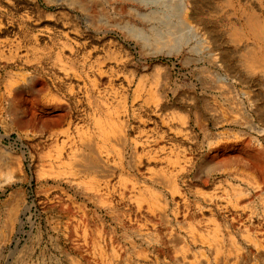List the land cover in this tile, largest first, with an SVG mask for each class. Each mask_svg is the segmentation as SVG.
I'll use <instances>...</instances> for the list:
<instances>
[{
	"label": "bare ground",
	"instance_id": "obj_1",
	"mask_svg": "<svg viewBox=\"0 0 264 264\" xmlns=\"http://www.w3.org/2000/svg\"><path fill=\"white\" fill-rule=\"evenodd\" d=\"M58 3L65 7L53 13L41 8L37 0H0L2 67L16 70L22 82L19 92L33 84L31 96L24 98L26 103L20 100L9 107L15 118L28 113L29 127L17 130L7 123V132L0 133V140L11 141L14 132L13 142L22 148L21 156L11 157L0 147V195L12 183L23 180L20 172L26 154L52 163L64 162V158L69 161L57 172L43 171L49 175L39 178L43 193L38 203L26 201L21 186L11 187L7 205L10 225H0V264H18L23 259L25 263L44 245L47 227L33 219L35 206L39 214L48 213L57 223L59 240L69 247L61 255L66 264H121L118 252L126 247L151 249L162 257L161 262L154 258L133 264H178L166 261L163 242L142 230L173 223L166 204L176 206L191 193L197 209L201 213L207 209L215 219L214 210L241 212L239 200L263 189L257 170L264 166L251 162L235 145L245 142L264 152V0ZM117 29L126 40L140 45L141 54L173 57L182 68H188L190 88H180L172 64L160 59L145 61L139 71L131 62V47L118 39ZM56 36L64 39L61 48L52 47L41 55L37 47L50 48ZM21 47L30 53L27 60L17 56ZM77 47L83 48L81 57L75 53ZM100 85L104 87L101 91ZM197 85L204 89L201 93ZM5 89L10 94V87ZM98 93L110 104L97 108L109 118L104 125L98 124L97 136L114 139L132 117L135 127H152L154 146L126 149L117 138L114 141L120 147L107 149L102 156L81 129L82 146L76 148L66 131L72 123L71 113L62 111L47 126L39 124L40 117L61 104L60 98L74 102L91 97L97 102ZM112 113L117 118L114 124ZM199 136L209 150L225 153L229 159L221 166L205 163L207 180L191 181L185 176L201 151L190 148L189 140L198 141ZM232 142L226 152L219 148L220 143ZM53 145L57 152L51 156L44 149ZM110 152L119 160L117 164L109 162ZM232 155L235 157L230 158ZM221 182L232 188L229 206L216 202L206 191ZM44 220L45 225L51 221ZM218 230L215 223L206 237L216 243L215 254L225 252L219 245ZM190 233L195 239V231ZM167 237L179 245L178 235ZM124 264L131 262L125 260ZM236 264H244L242 258Z\"/></svg>",
	"mask_w": 264,
	"mask_h": 264
},
{
	"label": "rangeland",
	"instance_id": "obj_2",
	"mask_svg": "<svg viewBox=\"0 0 264 264\" xmlns=\"http://www.w3.org/2000/svg\"><path fill=\"white\" fill-rule=\"evenodd\" d=\"M37 1L40 7L44 8L47 12L57 13L63 9L62 6L65 7L64 4L58 3L59 0H51L52 2L49 0ZM130 3L136 5L140 10L146 9L136 2ZM135 21L137 22L138 20L135 19ZM86 32H88V30H86ZM116 32L120 35V37L117 36L118 39L127 47H131L130 49L133 51L131 62L139 67V71L143 69L142 64L145 61L153 62L152 60L160 59L172 64L173 77L177 78V83L180 88H190L191 83L188 68H182L175 58L169 56L149 57L141 54L140 45L138 43L136 44L132 40H126L122 35L121 30L117 29ZM101 40L102 37L100 35L99 41ZM61 41H64V39L59 36L53 37V44L48 46L50 48L43 49L38 46L37 50L41 55L47 54L49 51L53 50L52 47L60 46L61 48ZM17 52V56L23 60H27L28 56H30V53L25 47H21ZM4 53L6 54L5 51ZM75 53L81 57L83 54V48L77 47ZM2 66L3 58L0 60V133L4 134L7 132L6 128H4L7 123L14 125L17 130L29 127L28 120L30 115L28 113H23L20 117L16 116L15 118L10 108L17 105L20 100L24 101V98L31 96L30 94L33 90V84L27 82L28 84L25 88H22L21 92H19L20 88L18 87L22 82L17 79V76L15 75L16 70L8 67L3 68ZM6 85L10 87V94L5 92ZM87 87V85L80 87V90ZM99 88L100 91L104 89L102 85H100ZM196 90L201 93L204 89L200 85H197ZM98 94L97 102L91 97L77 98L74 102L60 98L61 104L51 108L49 110L50 114L40 117L38 122L42 126H47L50 121L59 115L60 112L67 111L71 113L73 115L72 123L69 127H66V131L69 132L74 140L76 148L82 146L79 142L80 137L78 134V130L81 129L84 130V134L90 139L91 144L96 145V147L99 148L100 155L102 156L109 152L107 149H116L120 147V144L114 141L117 138L123 140L122 142L123 144L125 143L124 146L126 149L136 148L139 150L142 147L148 148L154 146V130L152 127L148 125L147 127L144 126L143 128H137L135 127L136 120L132 117H129V121L125 123L120 134H117L114 139L113 136L110 137V140H104L101 135L97 136V131H99L98 124L101 122V124L104 125L105 121H109L108 116L104 113H100L97 108L100 107L104 109L105 106L110 104V101H106L102 93ZM24 103L26 102L24 101ZM67 104L72 108H69ZM111 115L114 124L117 118H115L113 113ZM10 135L12 136L11 141H8L5 138L0 140L1 150L11 157H13V155L21 156L22 148L19 143L15 146L16 143L13 142L16 138V134L11 132ZM201 139V136H199L198 141H195L194 139L189 140L190 148H195L201 151V156L199 159L194 160V164L188 173V177L185 176V178H188L191 181L195 179L202 181L207 180L204 174L205 163H211L214 166H221L229 159V155H226L225 153L217 154L216 152L209 150L207 143L202 142ZM233 144L234 142L228 144L220 143L219 148H223L226 152L229 148L233 147ZM235 147L241 148V150L243 149L251 162L264 166V152L261 148L248 146L245 142L237 143ZM59 148L61 147L58 146V149ZM33 150H35V148L31 147L32 152ZM56 150L57 147L54 145L44 149V151L51 156L56 154ZM108 156L111 164H117L119 161L113 157L112 152H110ZM234 157L235 155H232L230 158ZM67 162H69L68 158H64V162L56 161L55 163H52L49 162V160L40 159L38 156L30 158L28 154H26L25 157H23V171L20 172L21 175L23 174L24 176L23 180L14 183L11 182V187L21 186L25 192L26 201L33 199L34 202L38 203L39 196L43 193V188L39 185V178L44 174L43 171L49 172V170H51L52 173L57 172L64 168V166L67 165ZM44 175L48 176L49 174ZM257 177L259 182L263 185V189L260 192L256 191L245 200H239L240 205L243 208L241 212L231 213L222 210L219 207L213 211L216 213L215 219H213L210 214L211 212H208L207 209H204V212L202 213L197 209L195 197L190 193L185 199L180 200L176 206L172 203L165 205L168 217L173 220L172 224L166 226L158 224L156 227L142 230L155 234L156 238L163 242V253L168 262L176 261L178 264H223L221 261H224V264H236L242 258L244 264H264V168L257 170ZM113 178L117 179V175L115 174ZM224 179L225 178H221V180ZM11 187H8L6 191L2 192L0 195V225L2 223H5L6 226L10 225L7 223L9 217V209H7V205L10 201L8 192H10ZM206 191L213 195V199L216 202L221 203L223 206H229V199H232V188L224 184V182L218 184L215 183L214 186H211ZM32 217L37 222L39 220L41 221L40 226L47 227L46 239L41 249H36L28 261L26 260L24 263L25 259H23L17 263L66 264L63 262V257H61V255L63 254V250L69 251V247L60 242L57 223L50 218L48 213L39 214L38 210H36V206L35 209H33ZM44 218L50 219L52 222L47 221L48 225H45L46 220H44ZM155 220L157 221V218ZM215 223L219 224L218 233L221 234L219 245H222L223 250H225V252H221L220 254H215V250H217L215 246L216 243L206 238L211 232V229L214 228ZM35 229H37V225H35L34 232ZM191 229L195 231V239L191 236ZM163 233H165V236ZM167 234H169V237H172L175 234L178 235L180 238L179 245L175 246L170 243ZM234 245L237 246L236 248L240 249L239 252L234 251V249H236L233 247ZM40 251L44 253L43 256H40ZM154 258L157 259L158 262L162 261V257L156 255L151 249H130L129 247H126L118 252V261L121 262V264H124L125 260H129L131 264H133L132 261L138 260L139 262H142L143 259L153 261ZM59 261L61 263H59Z\"/></svg>",
	"mask_w": 264,
	"mask_h": 264
}]
</instances>
